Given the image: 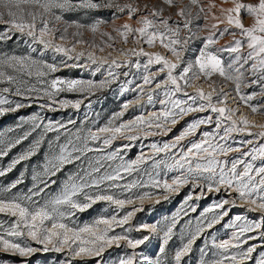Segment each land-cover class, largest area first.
Wrapping results in <instances>:
<instances>
[{"label":"snow or ice","instance_id":"6c2138e0","mask_svg":"<svg viewBox=\"0 0 264 264\" xmlns=\"http://www.w3.org/2000/svg\"><path fill=\"white\" fill-rule=\"evenodd\" d=\"M104 12L111 13V31ZM69 13L89 19L66 20ZM124 16L128 20L115 25ZM225 36L232 39L221 45ZM9 41L26 45L29 53L3 50ZM129 43L134 46L126 47ZM48 52L54 54L52 62L32 55ZM132 69L139 72V82L129 78ZM64 70L87 73V78L57 75ZM117 82L119 96L135 95L103 125L94 122L95 130L72 132L68 125L74 120L42 115L79 110L86 100L91 108L90 98ZM233 99L236 107L230 106ZM145 103L159 105L158 111L123 119L129 108L143 109ZM240 104L264 114V0H0V118L34 105L40 109L19 117L16 128L9 129L21 130L15 139L0 137V161L32 137L0 164V178L23 164L14 179L0 182V264H10L8 257L34 264L31 257L38 252L64 254L56 264H107L104 253L113 246L126 250L112 264H264V123L241 114ZM181 121L185 124L172 139L153 140L150 153L125 159L136 141L168 136ZM233 134L245 136L235 147ZM117 140L121 145L113 148ZM45 144L42 160L30 167ZM69 165L73 169L58 184ZM141 172L146 179H127ZM169 172L175 174L169 177ZM27 179L30 186L21 190ZM184 187L190 190L180 211L163 224L132 223L146 200L152 207L161 202L153 196L169 200ZM221 192L227 198L188 219L178 234L179 246L169 249L180 220L197 212L193 201ZM97 204L106 207L77 222ZM234 208L256 216L225 221ZM222 221L231 232L220 239L212 230ZM142 232L147 234L133 235ZM153 237L159 238L155 258L137 251Z\"/></svg>","mask_w":264,"mask_h":264},{"label":"rangeland","instance_id":"374dc122","mask_svg":"<svg viewBox=\"0 0 264 264\" xmlns=\"http://www.w3.org/2000/svg\"><path fill=\"white\" fill-rule=\"evenodd\" d=\"M102 15H103L104 19L109 20V24L106 25V28L108 31H111L112 27H113V22L111 19V13L104 12ZM65 19L66 20H74L75 19V20H79L81 22H86V21H88L89 17L85 16L83 14L69 13V14L65 15ZM125 20H128V18L126 16L121 17L120 19H116L114 21V23H115V25H120ZM129 22L135 23V20L133 19ZM91 35L92 34L90 32L86 33V36L89 38L91 37ZM202 35H206V32L202 33ZM224 38H222L221 40H223ZM15 39L16 38L14 37L13 40H15ZM220 41H219V43H220ZM225 43H227V42H224V43L222 42L220 44L223 45ZM129 44H132V43H129ZM3 50L9 51L12 53H16V54H28L30 51L26 45H23L20 43H13V42L7 43V45L4 46ZM158 51H160V50H158ZM32 55L37 59H44V60H47L48 62H52L54 54L51 52H48V53H32ZM57 59H58V57H57ZM153 71H155V69H153ZM78 74L83 76L84 78H87V73H78V70H64V71L57 73V75H60L62 77H74V76H77ZM129 78L133 79L134 83L139 82V72L136 69H132ZM95 79H100V76L97 75L95 77ZM123 79L124 78L121 77V81H123ZM118 83H120V82L113 84L110 89H107V90L103 91L102 93H97L96 96L91 97L90 99L93 101L91 108L87 107L88 101L86 100L85 103L81 105V108L79 110H74V109L68 108V109H63V110H59L56 112H50V111L44 112V113H42V115L45 116L46 120H54V121H61V122H67L69 119L74 120L75 125H68V127L71 129L72 132H75L76 128L87 129V128L91 127V128H93V130H95L94 122H97L98 124L103 125L109 119V117L112 115L113 112L119 110L120 103H122L126 99L127 100L133 99V96L135 95L132 92H128V93H125L123 97L119 96L117 94L118 93ZM204 84H207V82H204ZM221 86L224 87L226 90L230 89V85L227 83H222ZM189 91H194V88L190 89ZM234 96H235V93L230 92V97H234ZM68 98L74 99L77 97H75L74 95H69ZM144 101H146V97L144 98ZM144 101H141V102L144 103ZM245 108H246V110L250 111L247 107H245ZM158 109H159V105L149 106L145 103L143 109L137 108L134 111L132 108H129L128 112L126 113V115L124 116L123 119L125 121H127L128 119L132 118L133 115L140 114L141 111H143L144 114L147 116L148 114H150L154 111H158ZM37 111H40V109L34 105L31 108H24V109H21L17 113H10V114L0 118V137H8V138L15 139L17 136H19L21 134V130L9 131V129H15L16 128V125L20 122L19 117H21V116L26 117V116L34 113V112H37ZM257 115L264 116V114H259V113H257ZM192 118L193 117L189 116V117H186L185 120L186 121L191 120ZM184 124H185V121H181L178 125H176L173 133H170L168 136H155V137H149L147 139H141V140L136 141L135 146L132 147L131 150H129L125 154V159H135L136 156L139 155V153L141 151H143L145 153H150L151 149L148 147V145L150 143H152L153 140L159 141V140H170V139H172V137L176 133L179 132V130L184 126ZM27 127L28 126L25 125V130L27 129ZM35 135L36 134L34 133L33 136H35ZM52 135L53 134L50 133L49 137H51ZM31 139H32V137L29 138V141H25L22 145H18L17 148L13 149L9 153L8 157H5V158H3L2 161H0V164H6L12 156H14L20 150H22V148L27 147V145L31 141ZM243 139H245L244 135L233 134V146L234 147L237 146V142H239ZM61 142H63V137L61 139ZM120 145H121V141L117 140L114 142L113 148L119 147ZM90 146H95V144H92ZM47 150H48L47 144H45L44 146H42L40 153L36 157H33L32 161L28 162L29 166L31 167L32 164L36 163L37 161L42 160L43 155L47 152ZM109 150H111V149H109ZM95 155H96L95 153L89 154L90 157L95 156ZM233 155H235V154H230V156H233ZM114 163H118V161L114 162ZM150 163L151 162H149V165H146V166H150ZM257 164H259V161H257ZM22 167H23V164L18 165L17 169H15L12 173H9L6 178H0V182L7 183V181L14 179L18 175V172L22 169ZM72 169H73V166L69 165L65 169L64 173L59 174L58 184H59L60 180L64 179L67 172L69 170H72ZM174 174H175L174 172H169L168 176L171 177ZM139 178L146 179V177L143 176L142 172L139 174V176L134 173L132 176L127 177V179H129V180L139 179ZM30 184H31L30 179H27L25 181V185H21L20 189L24 190L26 188V186H30ZM57 190H58L57 186L53 185L51 191L56 192ZM189 190L190 189L188 187H184L179 192V194L174 195L169 200H164L163 194H161L159 196H153L152 200L160 199L161 202L159 204L153 205L152 207H149V204L151 202L146 200L144 202V211L138 212L136 217L132 221V223L136 224L138 222H141V223L153 224L156 221H160L161 224H163L165 217L170 218L172 215H174L175 213L180 211L181 206H182L183 201H184V198H185L186 194L189 192ZM13 191H16V190H13ZM194 195H195V193H194ZM235 195H236V193L233 191L232 196L235 197ZM222 197L227 198V197H225V194L223 192H221L218 195H208L204 199H200L199 201H193V203H195L197 205V212L190 213L189 216H185L180 220V223L177 225V228L175 230L177 235L173 236V239L170 241L169 246H168L169 249H173V248L179 246L180 241L178 239V234L180 233L183 224L188 219H192L194 221L195 217L198 216L200 211H202L206 207L211 206V204L214 201H216ZM238 203L244 204L245 201L240 200V201H238ZM105 207L106 206L103 204L95 205L94 209L89 210L85 213L79 214V218H78L77 222L80 223V222L89 221L94 216L101 213ZM235 215L247 216L249 219H253L256 216V214L248 213L243 208H234L229 213V217L225 218V221H227L231 217H234ZM0 219H3V217H0ZM225 221H222L221 224L216 225L215 228L212 230V231L216 232L218 238H220V239L227 238V235H229L231 232V229H226V228L222 227V225L225 223ZM117 231H119V229H117ZM146 234H147L146 232H142L139 234L133 233V235H146ZM158 244H159V238L153 237L152 239H150V241L146 242L145 245H142L140 247V249H137V251H143L145 254L149 255L150 257L155 258V255L157 254V250H158ZM200 245H201V241L198 240L197 246H200ZM33 246L39 247L38 245H35V244ZM125 250L126 249H124L123 247L122 248H116L115 246H113V248L108 249L104 253L105 261L107 262V264H112V261L118 255H123ZM198 256H199V253L194 251L193 257L195 258ZM63 258H64V254H60V253L38 252L33 257H31V261L34 262V264H56L58 259H63ZM7 259H9L10 264L12 261H16V264H19V261L17 260L16 257H8ZM77 264H82V262L77 261ZM88 264H96V262H95V260H89ZM189 264H192V262L190 261Z\"/></svg>","mask_w":264,"mask_h":264},{"label":"bare ground","instance_id":"6f19581e","mask_svg":"<svg viewBox=\"0 0 264 264\" xmlns=\"http://www.w3.org/2000/svg\"><path fill=\"white\" fill-rule=\"evenodd\" d=\"M217 3H220V0H217ZM224 6L227 7L229 5L225 4ZM211 22H213V21H209V23H211ZM231 39H232V37L226 36L223 40L220 41V43L228 42ZM132 46H133L132 44H127L126 45V47H132ZM145 50H147V51H158V50H160L161 52L165 51L162 48H160L159 46H157V48H155V49L145 46ZM101 55H103V53H101ZM117 55H119L118 52H113V56H117ZM170 58H172V57H170ZM202 86L205 87L206 89L208 88L207 84L203 83ZM230 105L233 106V107H236L237 106L236 105V101L234 99L231 100V104ZM239 108H240V113L246 115L248 117V119L256 122L257 124L264 123V116L251 113L250 111L246 110V108L242 104L239 105Z\"/></svg>","mask_w":264,"mask_h":264},{"label":"trees","instance_id":"16d2710c","mask_svg":"<svg viewBox=\"0 0 264 264\" xmlns=\"http://www.w3.org/2000/svg\"><path fill=\"white\" fill-rule=\"evenodd\" d=\"M8 43H12V41H9Z\"/></svg>","mask_w":264,"mask_h":264}]
</instances>
